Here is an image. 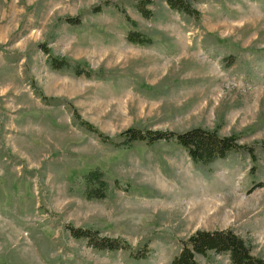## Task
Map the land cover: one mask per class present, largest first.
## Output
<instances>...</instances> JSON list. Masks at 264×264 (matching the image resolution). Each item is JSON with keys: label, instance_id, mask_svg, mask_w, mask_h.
<instances>
[{"label": "rangeland", "instance_id": "rangeland-1", "mask_svg": "<svg viewBox=\"0 0 264 264\" xmlns=\"http://www.w3.org/2000/svg\"><path fill=\"white\" fill-rule=\"evenodd\" d=\"M136 4L0 0V264H172L195 231L224 228L264 258V0H198L196 17L165 0L145 17ZM194 127L238 134L256 160L241 150L195 163L175 140L120 136ZM92 173L104 197L87 196ZM69 226L145 258L93 248Z\"/></svg>", "mask_w": 264, "mask_h": 264}, {"label": "trees", "instance_id": "trees-1", "mask_svg": "<svg viewBox=\"0 0 264 264\" xmlns=\"http://www.w3.org/2000/svg\"><path fill=\"white\" fill-rule=\"evenodd\" d=\"M137 9L145 17H150L152 11L147 8L148 5L153 3V0H136ZM198 0H165V2L177 11L186 13L191 16H198L199 11L195 8L194 3ZM69 23L72 18H68ZM128 21H131L127 17ZM133 26H136L135 21H131ZM128 40L137 44H150L152 38L143 34L140 31H131L127 36ZM43 51L50 53V50L43 46ZM52 67L60 69L70 66L69 62L64 58L51 57ZM76 74H86L81 69L80 65L74 67ZM89 75V74H87ZM86 127L95 133H98L103 140L111 141L110 138L99 132L91 124L82 122ZM124 137L125 143L134 141H144L152 144L159 140L171 141L175 140L177 144L182 146L195 163L210 164L216 159H224L231 152L244 150L256 160L255 148L250 145L242 144L239 142L238 134L221 135L217 129H205L202 127H194L184 132L163 131V130H140L136 128H129L120 135ZM106 137V138H105ZM264 148V141L261 142ZM94 173L88 175L89 190L87 196L89 197H104L105 183L97 182V187L92 188L90 177ZM71 235L77 239H86L88 244L98 250L114 251L118 249H125L130 251L131 255L135 258H145V255L139 251L132 250L128 242L120 238H110L101 236L99 231L92 229L76 228L74 226L68 227ZM217 254H226L231 264H264V258L255 256L252 252V246L241 235L236 233L231 228L195 231L188 239L182 242L180 252L173 258L172 264H200L196 256H207L209 252Z\"/></svg>", "mask_w": 264, "mask_h": 264}]
</instances>
